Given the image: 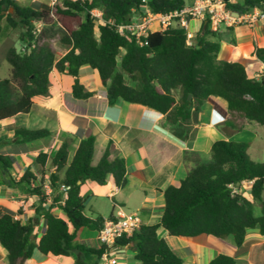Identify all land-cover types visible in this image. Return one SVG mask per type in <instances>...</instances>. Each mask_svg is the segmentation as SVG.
Returning a JSON list of instances; mask_svg holds the SVG:
<instances>
[{"label":"trees","instance_id":"obj_1","mask_svg":"<svg viewBox=\"0 0 264 264\" xmlns=\"http://www.w3.org/2000/svg\"><path fill=\"white\" fill-rule=\"evenodd\" d=\"M194 1L58 0L50 7H41L18 0H0V32L20 28L24 42L21 50L10 47L6 53L11 71L7 78H0V121L33 112L34 100L49 93L50 73L54 69L73 77L75 98H90L93 92L86 91L78 77L80 68L88 65L98 71L110 105L123 99L149 106L166 115L170 129L182 140L194 135L191 123H198L201 108L211 96L222 97L228 110L248 123L264 125V75L251 78L242 63L218 59L222 37L209 21H203L191 46L187 45V29L178 23L149 33L142 38V44L129 32L118 31L144 6L155 13L171 14ZM224 1L235 13L259 9L264 14V0ZM95 10L101 13L100 18L93 14ZM35 22L40 23V30L34 26ZM51 40L68 48L60 59L55 57L57 48ZM255 53L256 60L264 64V47H257ZM176 89H180L178 97ZM51 134L46 128L18 127L0 145L32 143ZM95 142V136L88 134L71 159L69 140L60 144L55 155L39 153L35 162L42 169L40 179L29 169L20 180L12 178L13 161L0 153V185L25 182L29 193L39 197L34 216L26 221L5 213L0 205V245L8 253L5 264H24L36 250L44 255L76 254L74 264H101L107 245L97 248L74 241L79 229L99 232L105 221L99 214L90 217L85 213L81 186L86 180L103 186L112 176L117 187L125 188L128 169L122 155L112 157V141L99 162L92 164ZM250 146L244 141L216 140L209 159L195 164L178 185H169L164 190L165 205L159 222L143 223L139 232L118 238L115 244L130 245L142 264H184L168 241L159 236V228L176 237L195 238L202 234L218 239L232 237L237 247L243 246L248 229L258 227L264 235V162L249 157ZM31 180H39V185L31 188ZM46 180L51 193H46ZM242 181H252L249 196L233 193L230 187ZM255 203L260 205V215L255 214ZM54 209L64 217L57 216ZM41 218L46 230L39 238L35 228ZM208 264L243 263L233 256L219 254Z\"/></svg>","mask_w":264,"mask_h":264},{"label":"crops","instance_id":"obj_2","mask_svg":"<svg viewBox=\"0 0 264 264\" xmlns=\"http://www.w3.org/2000/svg\"><path fill=\"white\" fill-rule=\"evenodd\" d=\"M29 5L50 7L49 0H18ZM48 1V2H47ZM242 3L243 0H232ZM193 20V19H192ZM196 23L194 33L200 30L202 20ZM221 34V49L218 59L228 62L242 63L249 77L260 78L264 75V64L256 60V48L264 47V21L259 20L253 25L244 23L229 27L222 23L218 28ZM68 49V48H67ZM67 49L58 57L60 59ZM98 71L85 65L80 68L79 80L86 91L93 96L85 100L75 98L72 92L73 77L51 72L49 93L34 100L33 112L18 114L14 118L0 121V141L11 138L14 129L26 127L31 129L46 128L51 135L34 142L24 144L0 145V153L6 154L13 161L12 178L20 180L29 169L38 177L42 176L41 166L36 164L35 157L41 152L55 155L60 144L69 140V158L71 159L82 139L88 134L96 138L92 164L96 165L102 157L106 146L112 141L114 148L112 157L122 155L127 165V186L119 188L114 178L109 176L106 185L86 180L81 186L80 194L85 204L94 197H102L112 201V212L116 206L129 208L131 201L137 200V211H142L143 223H158L164 211V190L169 185H178L187 173L200 161L210 156L212 145L216 140H234L257 143L256 132L258 123H240L236 119L238 113L227 108L222 97L211 96L203 104L198 115V123H191L194 135L182 140L174 135L166 115L136 103L118 99L110 105L107 101V89L101 83ZM178 97V96H177ZM227 123V125L225 124ZM239 127L238 129H235ZM257 152L264 145L257 144ZM50 165L45 168V178L49 174ZM65 169L59 176L62 177ZM6 178H8L6 176ZM32 187L39 185V180H31ZM248 185V184H247ZM246 186V185H245ZM46 193L52 188L45 182ZM250 188L247 190L250 194ZM29 185L20 182L16 185H0V205L5 213L12 214L16 219L26 221L34 216L39 197L29 193ZM21 211V213H19ZM57 216L64 217L56 211ZM97 213L99 211L95 210ZM141 212V213H142ZM100 214V213H99ZM103 217L105 220L111 216ZM93 217V216H90ZM46 230L44 219H40L35 228L39 238ZM158 234L165 238L169 246L184 260V264H208L219 254L233 256L243 264H264V235L259 228L248 229L242 247H237L232 237L216 239L215 236L202 234L193 237L170 236L168 231L159 228ZM76 243H85L90 247L100 248L98 232L81 228L77 231ZM7 251L0 245V264H5ZM254 258V259H253ZM76 254L69 256L44 255L35 251L32 258L24 264H74ZM101 264H142L135 258L130 245L110 246Z\"/></svg>","mask_w":264,"mask_h":264},{"label":"built area","instance_id":"obj_3","mask_svg":"<svg viewBox=\"0 0 264 264\" xmlns=\"http://www.w3.org/2000/svg\"><path fill=\"white\" fill-rule=\"evenodd\" d=\"M55 1L58 0H52L51 3L53 4ZM93 14L97 18L101 16L97 10L93 11ZM192 19H201L202 22L209 21L213 28H218L222 23H226L229 27L244 23L253 25L259 20L264 21V14L259 9L247 13H235L227 8L224 0H195L192 5L171 14L155 13L148 6H144L140 11L134 13L130 23L119 26L118 31L119 33L129 32L142 44V38H145L149 33L166 30L174 23H178L187 29V45L191 46L195 37V33L188 29ZM247 184L251 186L252 181H242L239 185L231 184L230 187L233 193H242V187ZM68 188L63 187V189ZM142 219L139 212L129 211L123 206H116L113 216L104 221L103 228L98 232L99 242L108 247L115 246L118 238L130 237L139 232L143 224ZM103 257H106V253Z\"/></svg>","mask_w":264,"mask_h":264},{"label":"rangeland","instance_id":"obj_4","mask_svg":"<svg viewBox=\"0 0 264 264\" xmlns=\"http://www.w3.org/2000/svg\"><path fill=\"white\" fill-rule=\"evenodd\" d=\"M51 1L52 0H49V3ZM24 4H28V3H26V1H25ZM39 5L41 7H45L44 3L40 2ZM100 22H101V20L98 19L97 23H100ZM196 23H200V20L199 19H193L190 21L189 28H188L189 31L194 32V27H195ZM34 26L36 27L37 30L41 29L40 23L35 22ZM22 32H23V30L20 28H17V29L6 28L0 32V78L1 79L7 78L9 76V72L11 71L10 63L6 60L7 50L10 47H15L16 49L21 50V48L23 47L24 42L22 41V37H21ZM96 36L97 37L99 36V32L97 30H96ZM51 41H53V40H51ZM53 42H54V46L57 48V52H56L55 57H56V59H58L59 55L61 53H63L64 50L67 49V47L60 44L59 41H53ZM54 70H56V69H54ZM50 76L52 77L51 73H50ZM174 92H175V96H179L180 89H176V90H174ZM239 117H241V116L239 114H237L235 120L239 119L240 123L243 122L244 119L239 118ZM256 132L259 135V139H258L257 143H255V144L251 143V146H250L247 153L253 161L264 162V145L261 147L262 148L261 151L259 153L257 152V147H258L257 144H261L262 141L264 142V125L258 124ZM207 159H209V158H207ZM249 186L250 185L248 184V185L242 187V194L243 195H245V196L248 195L247 190L249 189ZM136 204H138V202H137V200L134 199L133 201H131L129 208H127V207H125V208H127L129 211H132V212H139L142 216L143 212L141 211L142 212L141 213L140 211H137L138 209L136 208V206H137ZM96 209L99 211V213L104 218L108 217L112 211V201L109 199H106V198H102L100 196L99 197L96 196V197L92 198V200L89 203L86 204L85 213L88 216H95L96 214H99L95 211ZM254 210H255L256 215L261 214L260 205L258 203H255ZM93 232H94V234L96 233V231H93ZM213 238H216V237H213Z\"/></svg>","mask_w":264,"mask_h":264},{"label":"water","instance_id":"obj_5","mask_svg":"<svg viewBox=\"0 0 264 264\" xmlns=\"http://www.w3.org/2000/svg\"><path fill=\"white\" fill-rule=\"evenodd\" d=\"M191 97V96H190ZM157 259H160V257H157Z\"/></svg>","mask_w":264,"mask_h":264}]
</instances>
